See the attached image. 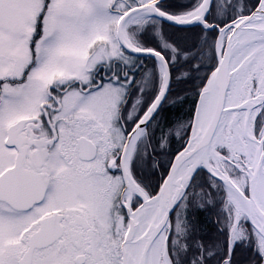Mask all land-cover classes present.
<instances>
[{"label": "snow or ice", "instance_id": "snow-or-ice-1", "mask_svg": "<svg viewBox=\"0 0 264 264\" xmlns=\"http://www.w3.org/2000/svg\"><path fill=\"white\" fill-rule=\"evenodd\" d=\"M0 264H264V0H0Z\"/></svg>", "mask_w": 264, "mask_h": 264}]
</instances>
